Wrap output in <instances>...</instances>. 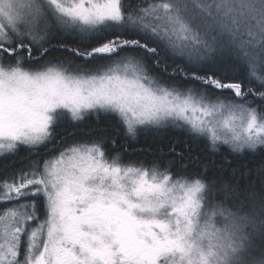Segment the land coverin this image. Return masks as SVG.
<instances>
[{
	"label": "snow or ice",
	"instance_id": "snow-or-ice-1",
	"mask_svg": "<svg viewBox=\"0 0 264 264\" xmlns=\"http://www.w3.org/2000/svg\"><path fill=\"white\" fill-rule=\"evenodd\" d=\"M241 65L264 87V0H0V157L56 153L0 181V264H264V182L230 206L172 161L54 134L104 114L131 138L175 127L256 151L264 110L224 82Z\"/></svg>",
	"mask_w": 264,
	"mask_h": 264
},
{
	"label": "trees",
	"instance_id": "trees-1",
	"mask_svg": "<svg viewBox=\"0 0 264 264\" xmlns=\"http://www.w3.org/2000/svg\"><path fill=\"white\" fill-rule=\"evenodd\" d=\"M125 2L132 5L136 0H125ZM181 63L179 59L176 61V64ZM161 75L163 80H168L167 74ZM240 81L245 90L249 87L253 88V93H249L247 97L252 106L264 110V98L254 95L264 91V87L256 80L248 78L247 69L243 65L239 66V75L235 80L224 82ZM178 82L183 87L192 86L191 81ZM209 92L212 96L236 99L230 90L221 93L209 89ZM54 134L56 141L63 140L64 146L73 142H91L93 138L103 136L107 154L111 156L114 152H119L124 162L151 164L155 161L164 166L168 161H172L173 173L201 176L216 190V199L230 206L238 205L240 198L246 192L254 187L259 189L264 182V148L258 147L261 149L257 151L234 152L228 146L219 145L218 151H213L206 138L196 137L183 128L168 127L159 132L141 131L136 138H131L125 134L122 125L118 124L114 117L100 114L97 119L96 115L89 114L82 122L77 123L72 122L68 117L62 118L54 128ZM28 153L29 149L20 146L16 154L0 157V181L17 169L23 168L28 163V159H43L56 154L46 152L45 146L39 147L28 159H24L23 157H27ZM225 185L227 188L224 187ZM10 206L11 202H0V212Z\"/></svg>",
	"mask_w": 264,
	"mask_h": 264
},
{
	"label": "rangeland",
	"instance_id": "rangeland-1",
	"mask_svg": "<svg viewBox=\"0 0 264 264\" xmlns=\"http://www.w3.org/2000/svg\"><path fill=\"white\" fill-rule=\"evenodd\" d=\"M220 145H223V144H220ZM219 146V145H218ZM225 146H228V145H225ZM229 147V146H228ZM230 148V147H229ZM245 150H248V149H245ZM0 202H4V201H0Z\"/></svg>",
	"mask_w": 264,
	"mask_h": 264
},
{
	"label": "bare ground",
	"instance_id": "bare-ground-1",
	"mask_svg": "<svg viewBox=\"0 0 264 264\" xmlns=\"http://www.w3.org/2000/svg\"><path fill=\"white\" fill-rule=\"evenodd\" d=\"M262 148H264V147H262ZM258 149H261V148H258ZM258 149H257V150H258ZM257 150H256V151H257ZM249 151H252V150H249Z\"/></svg>",
	"mask_w": 264,
	"mask_h": 264
}]
</instances>
